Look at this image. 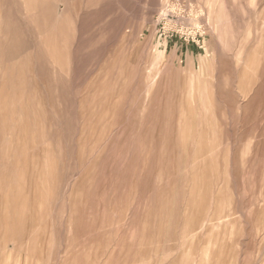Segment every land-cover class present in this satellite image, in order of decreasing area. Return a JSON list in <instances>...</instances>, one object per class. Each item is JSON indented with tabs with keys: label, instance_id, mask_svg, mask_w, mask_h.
<instances>
[{
	"label": "rangeland",
	"instance_id": "374dc122",
	"mask_svg": "<svg viewBox=\"0 0 264 264\" xmlns=\"http://www.w3.org/2000/svg\"><path fill=\"white\" fill-rule=\"evenodd\" d=\"M0 264H264V0H0Z\"/></svg>",
	"mask_w": 264,
	"mask_h": 264
},
{
	"label": "built area",
	"instance_id": "2783aa9c",
	"mask_svg": "<svg viewBox=\"0 0 264 264\" xmlns=\"http://www.w3.org/2000/svg\"><path fill=\"white\" fill-rule=\"evenodd\" d=\"M174 32H176V34ZM174 32H172V34L170 35L171 37L179 34L178 31H174ZM180 36L185 37V39H187V40H190V38L192 37V34H191V32H185V33H181Z\"/></svg>",
	"mask_w": 264,
	"mask_h": 264
}]
</instances>
